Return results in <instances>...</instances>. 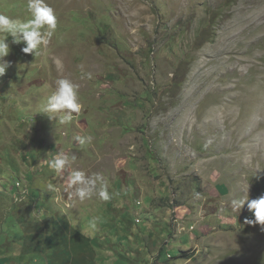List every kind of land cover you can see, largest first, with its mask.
Segmentation results:
<instances>
[{
  "label": "rangeland",
  "instance_id": "obj_1",
  "mask_svg": "<svg viewBox=\"0 0 264 264\" xmlns=\"http://www.w3.org/2000/svg\"><path fill=\"white\" fill-rule=\"evenodd\" d=\"M46 3L58 32L36 58L9 37L0 77V264H264V227L230 204L264 196V0ZM26 5L0 13L27 20ZM57 78L80 86L70 125L39 112ZM60 152L77 161L58 176ZM75 169L118 195L69 200Z\"/></svg>",
  "mask_w": 264,
  "mask_h": 264
},
{
  "label": "clouds",
  "instance_id": "obj_2",
  "mask_svg": "<svg viewBox=\"0 0 264 264\" xmlns=\"http://www.w3.org/2000/svg\"><path fill=\"white\" fill-rule=\"evenodd\" d=\"M26 11L30 18L27 20L13 19L10 16L0 13V77H3L11 66L5 59L10 53L8 38H12V43L25 46L22 52L39 57L44 54L53 37L59 30V20L56 11L46 0H27ZM53 63L58 72L64 68V63L59 57L53 58ZM88 78L91 74L88 73ZM79 84L68 78H57L55 80V90L46 96L39 106V112L48 115L50 119L57 120L60 125H70L76 116L82 112V102L80 99ZM74 139L81 149L86 148L93 142L90 134L76 135ZM77 161L75 154L68 155L60 152L53 156L48 162V167L59 176L65 169L73 168ZM49 191H55L52 184L48 186ZM65 191L69 200H78L80 203L90 201L93 198L102 202H110L117 193L111 192L107 179L100 173L89 175L84 170L75 169L69 172V182ZM248 191L244 196L231 200L233 212H239L247 204L248 210L254 214V220H246L248 224H259L264 227V196L258 199H249ZM193 199L200 200L202 193L195 191L192 193ZM102 220L100 217H92L88 221V235H94L99 230Z\"/></svg>",
  "mask_w": 264,
  "mask_h": 264
},
{
  "label": "crops",
  "instance_id": "obj_3",
  "mask_svg": "<svg viewBox=\"0 0 264 264\" xmlns=\"http://www.w3.org/2000/svg\"><path fill=\"white\" fill-rule=\"evenodd\" d=\"M219 189H220L221 195H226L230 192L229 187L226 184L220 185ZM58 221L61 223V219H59ZM63 222L64 223H61V224H63L66 228H68L67 227V225L69 224L68 219H65ZM68 240H69V238H67V240H65V243L68 242ZM69 242H70V240H69Z\"/></svg>",
  "mask_w": 264,
  "mask_h": 264
},
{
  "label": "trees",
  "instance_id": "obj_4",
  "mask_svg": "<svg viewBox=\"0 0 264 264\" xmlns=\"http://www.w3.org/2000/svg\"><path fill=\"white\" fill-rule=\"evenodd\" d=\"M178 254H179L178 255L179 258H188L189 259V258H192L194 256L192 253H190L189 251H186V250H181Z\"/></svg>",
  "mask_w": 264,
  "mask_h": 264
},
{
  "label": "built area",
  "instance_id": "obj_5",
  "mask_svg": "<svg viewBox=\"0 0 264 264\" xmlns=\"http://www.w3.org/2000/svg\"><path fill=\"white\" fill-rule=\"evenodd\" d=\"M169 257H170V255H169Z\"/></svg>",
  "mask_w": 264,
  "mask_h": 264
}]
</instances>
